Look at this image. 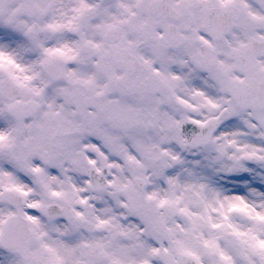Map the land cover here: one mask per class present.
<instances>
[{"label":"snow or ice","instance_id":"1","mask_svg":"<svg viewBox=\"0 0 264 264\" xmlns=\"http://www.w3.org/2000/svg\"><path fill=\"white\" fill-rule=\"evenodd\" d=\"M0 264H264V0H0Z\"/></svg>","mask_w":264,"mask_h":264}]
</instances>
